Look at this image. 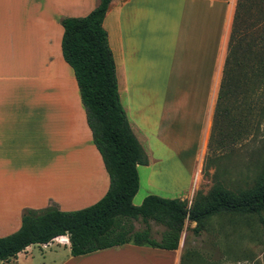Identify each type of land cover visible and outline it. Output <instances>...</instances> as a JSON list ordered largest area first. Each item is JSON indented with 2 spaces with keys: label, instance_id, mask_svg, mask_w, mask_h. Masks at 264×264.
<instances>
[{
  "label": "crops",
  "instance_id": "crops-1",
  "mask_svg": "<svg viewBox=\"0 0 264 264\" xmlns=\"http://www.w3.org/2000/svg\"><path fill=\"white\" fill-rule=\"evenodd\" d=\"M97 1L0 0V237L18 229L25 208L53 202L60 210L78 209L94 203L107 189L108 176L91 142L73 72L60 50V18L83 16ZM233 3H108L101 25L115 77H121V85L132 94H150L149 108L160 94L156 121L145 127L151 138H146L144 150L149 177L155 167L170 171L165 163L171 155L180 161V154L197 146ZM81 159L84 162L77 165ZM177 190V198H187L183 188ZM33 246L48 251L51 260L40 264H179L182 253L179 246L163 249L127 242L73 256L67 236L59 235L26 246L10 257L14 264H27Z\"/></svg>",
  "mask_w": 264,
  "mask_h": 264
},
{
  "label": "trees",
  "instance_id": "trees-1",
  "mask_svg": "<svg viewBox=\"0 0 264 264\" xmlns=\"http://www.w3.org/2000/svg\"><path fill=\"white\" fill-rule=\"evenodd\" d=\"M109 1L98 0L87 14L59 20L61 55L73 72L91 142L108 176L107 189L94 203L75 210H60L53 202L23 209L18 229L0 237V260L59 235L67 236L73 256L127 242L176 249L185 220L194 223L190 231L197 236L213 215L255 216L264 230V167L244 189L215 183L205 193L196 192L189 203L147 194L139 205L132 204L138 188L136 167L147 164V155L119 102L114 62L101 25ZM252 10L258 17L249 28L257 35L247 40L244 24ZM247 81L251 87H264V0H234L216 107ZM134 221L142 226L135 229ZM151 223L162 226L158 240L151 236ZM201 260L196 251L184 250L179 264Z\"/></svg>",
  "mask_w": 264,
  "mask_h": 264
},
{
  "label": "rangeland",
  "instance_id": "rangeland-1",
  "mask_svg": "<svg viewBox=\"0 0 264 264\" xmlns=\"http://www.w3.org/2000/svg\"><path fill=\"white\" fill-rule=\"evenodd\" d=\"M251 14L244 24L247 40L257 35L249 27L258 16L256 17L254 10ZM225 46L219 60L212 103L203 120V131L196 151L192 147L188 148L184 155L180 154V161V158L171 155L165 163L171 170L164 172L155 167L151 177L147 176L146 165L138 166L139 182L132 197L133 205H139L147 194L177 198L180 196L177 188L184 189L181 193L187 197L184 199L188 203L196 192L205 193L215 183L233 190L244 189L264 167V87H251L247 81L245 86H237L221 100L217 105L219 108L216 107ZM116 79L120 104L145 150L146 138L151 140L145 134V127L156 121L155 114L160 112V94L153 101L155 107L149 108L147 105L151 103L150 94H132L125 85H121V77L117 76ZM127 85L129 86L128 80ZM147 115L151 118L148 119ZM82 159L76 160V164L81 165L84 162ZM189 182V187L185 188ZM133 224L135 229L142 226L139 221H134ZM193 224L184 221L178 246L182 251H196L202 258L198 261L199 264H264V230L255 216L213 215L207 219L197 236L190 231ZM161 230V225L151 223L150 233L155 240L159 239ZM31 248L32 255L27 264L51 260L47 249H39L37 246ZM1 263L14 264V261L9 258L7 262L0 260Z\"/></svg>",
  "mask_w": 264,
  "mask_h": 264
}]
</instances>
